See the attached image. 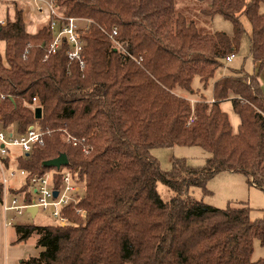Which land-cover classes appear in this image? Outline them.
Here are the masks:
<instances>
[{"label":"trees","instance_id":"16d2710c","mask_svg":"<svg viewBox=\"0 0 264 264\" xmlns=\"http://www.w3.org/2000/svg\"><path fill=\"white\" fill-rule=\"evenodd\" d=\"M198 1L203 14L230 21L233 35L201 32L177 0H55L64 18L87 22L79 32L83 65L69 59L68 43L46 58L55 31L48 24L29 34L17 6L0 26V125L17 136L32 125L45 133L43 144L17 157L27 179L14 194L30 201L33 180L51 171L56 189L63 170L85 185L84 196L77 193L64 210L69 225H15L16 244L36 238L43 249L20 264H264L252 261L255 240L264 243V220L252 221L246 203L216 209L188 195L191 188L207 191L221 172L242 174L264 190L259 76L235 71L219 79L212 101L192 87L198 78L207 88L239 51L243 16L251 25L250 54L264 70V0ZM177 89L200 99L193 106ZM229 99L240 118L236 134L220 108ZM177 146L201 148L209 158L201 168L177 160L163 172L151 150ZM62 154L67 167L44 166ZM158 183L173 193L170 200ZM3 190L0 183V202Z\"/></svg>","mask_w":264,"mask_h":264},{"label":"rangeland","instance_id":"374dc122","mask_svg":"<svg viewBox=\"0 0 264 264\" xmlns=\"http://www.w3.org/2000/svg\"><path fill=\"white\" fill-rule=\"evenodd\" d=\"M249 3L252 0H247ZM178 7L181 12H184L190 19H192L201 30V32L214 33L222 32L229 36L233 35V24L230 21L225 20L221 15H215L210 18L202 13L205 9L204 5L198 0H177ZM259 11L264 13V2L260 3ZM59 14L61 15L60 11ZM62 16V15H61ZM241 25L245 30L244 37L241 41L239 51L235 54L231 63H224V66L220 68L207 88H205L198 78H195L192 83V87L195 91L202 93L207 101H212L213 88L216 81L219 79L233 75L235 71H244L249 76L258 75L259 81L262 82V91L264 94V70L259 71V68L254 63L250 54V39L252 36L251 25L245 16L241 17ZM80 31L87 26V22L84 20L79 21ZM177 92L182 97L188 98L192 105L200 99L197 95H191L188 92L177 89ZM221 110L228 116L233 133H237L240 126V118L234 111L232 101H223L220 105ZM17 135V134H16ZM63 140L69 143L65 138ZM70 144V143H69ZM22 152L18 148H10L9 152V164L11 169L16 172V176L10 180L9 190H20L26 184L27 176L21 175V170L17 165V157ZM151 155L158 160L160 168L163 172H171L173 165L177 160H184L188 166L193 168H201L206 164L209 154L198 147H181L174 148H157L151 150ZM67 171L63 170L62 175L66 176ZM48 179L50 184L55 182L54 171L48 173ZM7 188V189H8ZM11 188V189H10ZM79 195L83 197L85 194V185L78 183ZM157 190L163 200L168 201L173 197V193L162 183H158ZM12 192V191H11ZM14 194V192H12ZM11 194V195H13ZM188 195L193 199L203 202L205 205L216 208L226 209L228 204L246 203L252 210V221L264 220V190L251 186L247 178L239 173L233 172H221L214 178L209 180L207 184V191L201 188H191ZM20 198L22 195H18ZM13 215V214H12ZM16 225H34V226H48L58 225V221L53 217L52 211H43L40 209L36 217H32L31 214L24 213L23 216L15 218ZM14 232V228L11 230ZM35 238H31L26 242V251H33ZM24 245V243H22ZM35 250L32 254H35ZM264 259V243L260 240L254 242V252L252 255V261H259Z\"/></svg>","mask_w":264,"mask_h":264},{"label":"built area","instance_id":"2783aa9c","mask_svg":"<svg viewBox=\"0 0 264 264\" xmlns=\"http://www.w3.org/2000/svg\"><path fill=\"white\" fill-rule=\"evenodd\" d=\"M43 6H45L47 10H45ZM37 11L40 14H48L50 29L55 31V38L48 47L46 58L55 54L62 47L63 43H68L69 59L83 65L82 55L84 46L83 40L79 34V20L61 16L58 9L55 7V0H45L43 5L37 4ZM113 35H117V30H114ZM234 57V55L228 57L226 59L227 63H231ZM0 98L4 100L5 96L1 95ZM34 101H36V99ZM21 105L25 107L24 103ZM44 135L45 133L35 125L30 126L27 133L22 136H17L12 127L3 129L0 125V144H2L0 147L1 167L6 169L4 160L8 157L10 148L16 147L23 153H29L34 145L43 144ZM66 140L69 143H75V139H70L68 137ZM21 175L26 176L27 174L22 171ZM15 176L16 172L10 169L8 173L6 172L1 178V183L4 188L1 204L5 215V225L7 227H14L16 225L15 218L23 216L25 212L28 213L29 208L34 207L37 208V212L40 209L43 211L51 210L53 217L58 221V225H69V220L65 216L64 210L77 202V193H79L78 183L73 180L70 172H68L66 176L62 175L59 189H56L57 185L55 182L50 184L48 175L42 179L33 180L34 194L30 201L26 200L25 195H22L20 198L18 195H11V193L7 191L10 180ZM55 191L58 192L56 197L54 196Z\"/></svg>","mask_w":264,"mask_h":264},{"label":"crops","instance_id":"0c3cea01","mask_svg":"<svg viewBox=\"0 0 264 264\" xmlns=\"http://www.w3.org/2000/svg\"><path fill=\"white\" fill-rule=\"evenodd\" d=\"M44 2L45 0H0V26H5L9 19H14L15 6H17L23 12V18L25 21L27 32L32 35L38 33L45 25H48L49 22L47 13L40 14L37 11V4L43 5ZM43 7L45 10H47L45 6ZM0 52L5 57L6 44L3 41H0ZM255 64L257 67H259L257 63ZM1 146L2 144H0V147ZM6 159L9 160V155L7 158H5V160ZM5 160L4 165L6 166V169L4 167H1L0 165V183L2 176L6 174V172L8 173V170L11 169L9 162L6 165ZM7 191L13 194L12 192L14 191V189L9 190L8 188ZM37 213L38 212H36L32 217H36ZM13 228L14 232H11ZM16 241L17 235L15 226L7 227L5 225V215L3 212L2 204L0 202V264H20L22 260L29 257H38L39 254L43 251V249L36 246L37 240H35V245L33 248L36 252L35 254H32L34 250L26 251V242H24L23 245L22 243L16 244Z\"/></svg>","mask_w":264,"mask_h":264},{"label":"water","instance_id":"95a60500","mask_svg":"<svg viewBox=\"0 0 264 264\" xmlns=\"http://www.w3.org/2000/svg\"><path fill=\"white\" fill-rule=\"evenodd\" d=\"M35 115L37 119H40L42 117V111L40 108H37L35 110ZM32 129V127H31ZM69 164V160L67 158V156L65 154L60 155L58 158L54 159V160H50L44 163V166L46 168H55L57 170H60L62 168L67 167ZM58 195V192L55 191L54 192V196L56 197ZM37 212V208H29L28 209V213H30L32 216L35 215V213Z\"/></svg>","mask_w":264,"mask_h":264}]
</instances>
